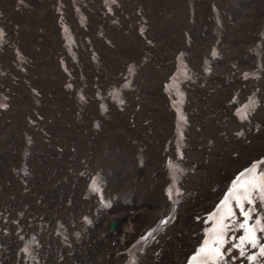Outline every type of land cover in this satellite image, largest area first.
<instances>
[{
  "label": "bare ground",
  "instance_id": "6f19581e",
  "mask_svg": "<svg viewBox=\"0 0 264 264\" xmlns=\"http://www.w3.org/2000/svg\"><path fill=\"white\" fill-rule=\"evenodd\" d=\"M10 16L12 19L15 17V15L13 16L11 13ZM177 16L181 19H185L183 15ZM29 34L36 37V33L32 31H30ZM39 35L41 36L42 34L39 33ZM23 43L24 42L18 41L19 45ZM131 44L132 43H129V45ZM40 86L42 88H49L50 84H46L41 81ZM11 87L16 88L18 86L12 85ZM231 89L232 88L225 90L224 98L222 100L226 98L227 93ZM51 97L54 96L52 95ZM158 97L160 100L158 103L162 105L164 102L159 93L157 100ZM28 103L30 104L31 102ZM18 110L17 114L20 115L21 118L27 115L24 110ZM27 110L29 111L31 108L27 107ZM40 113H45V109H41ZM6 118H9V120L0 118L1 131H7L10 135H13L22 129L20 127L22 126V123L15 121L11 115ZM222 129L225 131H233L236 128L233 126L231 129L224 127H222ZM251 129L252 131H255L256 129L258 130L256 133H251L248 136L249 143H247L246 151L250 150L251 144H259L258 139L264 132V112H259L256 119L251 124ZM147 131H150V129H147ZM68 132H70L69 129ZM10 138L15 140L16 136L13 135ZM196 138H199L203 142L209 139L208 136L204 137L201 135L196 136ZM80 141V139H77L80 146H84ZM221 141L222 140H220V143ZM115 146L121 148L123 154L121 155L122 158L125 157L126 164L124 163V169L121 172L122 176L120 175V185L119 183H115L112 186H108L107 190L110 195L116 196L119 202H124L126 203V206H129L131 204L130 195L133 193L143 192L144 189H146V180L138 178V181H135L132 178L133 176H130L131 172H134V169L136 168V165H134L136 160L132 157L126 138L121 136L118 141L114 142L112 137H110L107 147L105 148ZM47 150H50L53 154H48V152L44 154V157L42 158L44 171L53 172L63 180L68 179V175L60 171L58 167H73V171L78 174L79 171L85 167L81 166L82 160H84L83 163L88 166L92 163L94 168H98V165L95 164L93 160L89 161V157L86 155H77L74 164V156L71 150L58 153L53 148L46 145L43 148V152ZM21 152L22 150L17 151L11 158H18V160H20ZM105 153L106 149H103L97 155L99 165H102L103 162H108V164L114 163V155L118 153V151H114L108 155H105ZM58 155H60V157ZM200 159L204 160V157ZM6 162L7 165H3L4 167L11 166L13 164L12 161L9 160ZM238 164L242 166L243 162L238 161ZM33 170V176H37V171L35 169ZM130 170L132 171L130 172ZM219 173H221V171H219ZM3 174L5 177L6 172ZM203 175L205 176L204 179L207 178V181L210 178L205 192H209L208 194L212 195L213 193L209 190V187L211 185V178L213 175L208 168H205ZM74 181L76 183H80L79 178H77V180L73 179V183ZM110 184L112 183L110 182ZM160 185V181H157L154 185L152 193L150 191H144L149 194V197L145 198V200H141L142 196L138 193V195L133 199L134 204L130 210L110 212L107 214L104 221L100 220L99 224L94 222L96 225L93 227H91L92 223H90L89 217L90 210L93 208L92 205L89 202H84L75 193H66L58 189H54L49 179L43 178V181L37 184L36 187H29V192L31 194H33L34 189L41 191L42 202L40 203L29 202L22 204L26 200V195H22L20 193L21 188L11 187L9 190V202L12 200V195H16L21 201H18L15 204L0 201V208L8 211L9 213H13L12 215L16 216V222L25 221L26 228L29 232L22 233L17 237L13 236V232H11V238H5L7 231L5 229L0 230V238H2V240H0V264H121L123 252L122 248L124 243L128 241L133 234H139L144 228L156 221V219L162 215L163 211L167 209V204L158 195ZM131 186L135 188L134 191ZM75 187L81 192L80 185H76ZM130 190L133 192L130 193ZM203 192L204 189L202 188L197 190V193H200V196H203ZM131 210H135L136 212L134 213L133 211L131 214ZM141 219L145 220L142 221ZM64 222L71 226L68 227L67 224L61 225V223ZM78 222H81L84 225L82 232H77V229L75 228ZM104 222H108V227H105L107 224ZM182 224V218L179 214L174 225L165 234L161 243L158 245L160 249L171 247L167 243L169 233H171L175 238L182 239L181 247L177 248L176 246H173V252L171 249L169 254L173 260L171 264H176L179 260V250L181 248L187 250L190 247L188 238L183 237L184 233L179 230ZM112 226L114 229H112ZM37 229L42 230V237H36L35 235L29 234L32 230ZM178 233H180V235H177ZM20 239H22L23 243L26 244L25 246L21 244ZM157 239H159V236ZM25 247L28 248L27 253L23 251ZM152 248L153 247L146 249L142 261L143 264L150 263V261H147L145 256L150 255L153 250ZM166 261L167 259L164 256V252L160 250V254L157 255V259L153 262V264H166Z\"/></svg>",
  "mask_w": 264,
  "mask_h": 264
},
{
  "label": "snow or ice",
  "instance_id": "6c2138e0",
  "mask_svg": "<svg viewBox=\"0 0 264 264\" xmlns=\"http://www.w3.org/2000/svg\"><path fill=\"white\" fill-rule=\"evenodd\" d=\"M253 105L250 101L237 109L241 119L248 118L247 109ZM180 119L186 118L181 115ZM261 165L264 158L253 162L231 181L215 211L208 215L207 222H211V226L205 230L203 242L189 264H232L237 260L240 264L245 260L250 264H264V168ZM93 188L96 190L95 181ZM168 192L171 196L172 189ZM238 232L242 234L237 236ZM234 250L236 255H232ZM23 251L27 253L28 248Z\"/></svg>",
  "mask_w": 264,
  "mask_h": 264
},
{
  "label": "rangeland",
  "instance_id": "374dc122",
  "mask_svg": "<svg viewBox=\"0 0 264 264\" xmlns=\"http://www.w3.org/2000/svg\"><path fill=\"white\" fill-rule=\"evenodd\" d=\"M148 98H149V101L151 102V99H152V96L151 95H148V97H144L143 98V101H147L148 100ZM158 102L160 101L159 100V97H158V100H157ZM59 106H62V103H61V105H59ZM137 106V105H136ZM147 108V107H146ZM146 108H143V107H139V113H140V115H143V114H145V110H146ZM65 109H66V107H64L63 109H62V112H64L65 111ZM130 112H134V105L133 106H131V107H129V109H128ZM72 113H70L69 111H68V113H64L62 116H69V115H71ZM233 124L232 123H228V124H226V125H223L222 127H224V128H227V129H231V128H233ZM147 129H149V128H146L145 130H147ZM105 132V131H104ZM152 134H153V136L154 137H158L159 135H160V133L158 132V130H155L154 132L152 131ZM256 137V136H255ZM258 137V136H257ZM110 139V138H109ZM196 139H199V138H196ZM202 141V140H201ZM220 141V140H219ZM258 141H259V144L258 145H256V144H251V147H250V150H248V151H246V150H242V152H241V154H240V157L239 158H236V160L234 161V159H228V158H226L229 154H231V153H233V152H235V151H240V148H237V147H234V146H230V145H227V144H224V143H220V142H218L216 145H215V147L213 148L215 151H220V152H223V154H221L220 155V157L219 156H217V155H212L211 157H210V160H209V166L207 165V163L205 162V168H208L209 170H210V172H211V174L212 175H215L216 173H219V171H221V173L223 172H226L228 169L230 170V172H232L233 170H235L236 168H238V167H240V164H238V161H243V164H244V157H246L250 152H252V153H254L257 149H259V148H262V147H264V132H263V135H261L260 137H259V139H258ZM203 142V141H202ZM121 150V149H120ZM48 152V154H50V150H47V151H45V152H43V155L45 154V153H47ZM258 154V152H256L255 153V155H257ZM233 161H234V163H233ZM120 162H122L121 163V165L120 166H122V165H124V163H125V159L123 160V158H122V155H121V153H116L115 155H114V163L115 164H119ZM233 163V164H232ZM119 166V167H120ZM124 169V167H122L120 170H119V172L116 174H114L110 179H109V185L108 186H112L113 184H115V183H119V185H120V180L119 179H121V177H120V175L122 176V174H121V172H122V170ZM117 171H118V169H117ZM202 174H203V171L201 172ZM205 174V173H204ZM206 175V174H205ZM204 177L205 176H203L202 177V179L201 178H195L193 181H192V186H193V189H197V190H199L200 188H202V187H200V188H197V185L198 184H204V182L207 180V178L206 179H204ZM147 178V177H146ZM112 180V181H111ZM209 180H210V178L208 179V182H209ZM43 181V178H41V177H37V176H32V177H30L29 178V180H28V184H30L31 185V187L33 186V187H36L37 186V184H39V183H41ZM110 182L112 183V184H110ZM11 189V187H9V188H6V187H4L3 188V191L5 192V191H7L8 193L6 194V195H1L0 196V201H4V202H9V190ZM203 189V188H202ZM206 190V189H205ZM207 194L209 193V192H206ZM200 193H198V195H199ZM203 195H204V192H203ZM209 195V194H208ZM200 196V195H199ZM207 199V198H206ZM18 201H21L16 195H12V200L9 202L10 204H15L16 202H18ZM120 211V210H119ZM111 212H113V210H111ZM133 213V210H131V214ZM142 221H144L145 219H141Z\"/></svg>",
  "mask_w": 264,
  "mask_h": 264
},
{
  "label": "flooded vegetation",
  "instance_id": "af4514ba",
  "mask_svg": "<svg viewBox=\"0 0 264 264\" xmlns=\"http://www.w3.org/2000/svg\"><path fill=\"white\" fill-rule=\"evenodd\" d=\"M261 11H262L261 9H257V10H255V11L252 13V17L255 18V17L259 16V15L261 14ZM183 17L185 18V15H183ZM242 42H243V43H248L249 40H248L247 38H245V39L242 40ZM128 44H129V43H128ZM126 48L129 49L130 51H132V50H131V47H128V46H127ZM205 92L208 93V91H205ZM223 93H225V91H223ZM216 94H217V93H213V94L209 97L208 100H209V101L212 100V99L216 96ZM220 97H221V96L219 95L218 98H220ZM221 101H222V100H221ZM218 103H219V102H218Z\"/></svg>",
  "mask_w": 264,
  "mask_h": 264
}]
</instances>
